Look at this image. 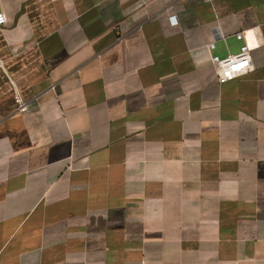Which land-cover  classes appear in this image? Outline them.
<instances>
[{"label": "crops", "instance_id": "0c3cea01", "mask_svg": "<svg viewBox=\"0 0 264 264\" xmlns=\"http://www.w3.org/2000/svg\"><path fill=\"white\" fill-rule=\"evenodd\" d=\"M0 13V264H264V0Z\"/></svg>", "mask_w": 264, "mask_h": 264}, {"label": "built area", "instance_id": "2783aa9c", "mask_svg": "<svg viewBox=\"0 0 264 264\" xmlns=\"http://www.w3.org/2000/svg\"><path fill=\"white\" fill-rule=\"evenodd\" d=\"M170 21L172 25L177 24L174 16L170 17ZM5 24L6 17L3 13H0V27ZM237 39L243 42V46L237 55L229 56L223 60H220L218 57H211V62L215 67L216 79L220 85L233 81L253 69L251 54L259 48V42L252 31L238 33ZM213 48L214 45L210 43L208 50L211 52ZM14 102L17 112H24L26 110L27 103L18 94L14 96Z\"/></svg>", "mask_w": 264, "mask_h": 264}]
</instances>
